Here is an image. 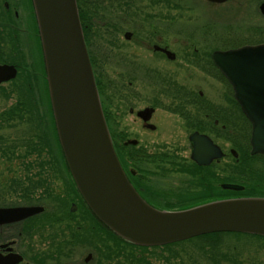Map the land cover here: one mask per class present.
<instances>
[{
  "label": "rangeland",
  "instance_id": "rangeland-1",
  "mask_svg": "<svg viewBox=\"0 0 264 264\" xmlns=\"http://www.w3.org/2000/svg\"><path fill=\"white\" fill-rule=\"evenodd\" d=\"M140 1V12L132 9V12H136L134 23L128 22L129 10L125 9L122 14V19L127 20L128 24L123 30L133 29L135 32V37L131 41L124 40L123 33L117 30V15L120 14L117 5L114 8L105 7L99 12L100 26L92 32L93 39L89 40L90 55L96 62L95 73L100 81L106 77L103 67L110 78L114 81L120 79L124 82L121 84L125 86L122 95L119 97L117 94V98L110 100L107 105L106 109L109 113L115 115L108 119L106 117L107 123L116 143L117 140L118 143L121 142L120 133H122L127 140L137 139L140 147L148 151H157L156 149L163 147L165 151L190 161L191 144L188 135L194 128L187 121L185 124L182 114L186 113L185 115L191 118L199 117L201 121L197 122H203L204 113L194 105L195 102L198 103V99L195 98L199 91L202 92L201 104L205 105V109L216 108L239 119L244 117L232 96L231 86L218 73H207L206 71L211 72V69L207 68L211 63L203 61L200 55L197 57L194 49L206 56L214 49L226 50L246 43L264 42V16L259 10V4L263 0H231L222 5H208V7L204 6L205 0ZM10 4L16 5V1L10 0ZM11 9L19 13L16 23L12 24H15L19 31H23L21 29L26 26L21 20L23 12L15 6ZM3 29L4 27L0 26V62L7 61L15 65L18 72L14 78L0 83V114L19 101L36 100L41 104L39 94L35 92L33 95L32 89L25 86L27 73L25 67L32 60L27 54L28 50L26 52V44L25 52L23 50L20 53L21 45L17 43L13 47L10 42L14 39L12 35L15 33L11 34L8 29L5 31ZM157 36L162 37L161 42L157 40ZM176 39L179 41L175 42ZM147 41L151 42L147 44ZM165 42L169 43V49L175 52V59L152 51L154 43L162 45ZM100 62L104 64L101 65ZM204 67L207 70L203 69ZM129 80H133L131 86L128 85ZM107 81H110L108 77ZM116 103L117 107H115ZM145 107H154L152 118L148 122L150 124L154 122L153 131L147 127L143 128L140 119L136 117V112L142 111ZM174 109L176 110L173 111ZM234 109L235 111L232 112ZM242 122L247 130V122L244 120ZM32 127L30 122L25 124L15 120L13 125L0 124V135L6 138L4 144L1 137L0 144L8 146L20 142L24 137L25 139L31 137L35 132ZM247 132V137L238 140V144L229 142L225 136L220 135V132L218 134L209 132L213 141L226 153L219 163H213L207 168L201 167L206 168L201 169V172L204 171L211 182H216L215 179L219 177L224 178L226 172L230 173L234 157L250 156V132L249 130ZM23 149V144H20L15 153H20ZM250 158L253 167L264 168V158L258 156H250ZM33 160L34 157L31 156L29 161ZM33 162L35 163V160ZM26 175L27 172L22 168L19 158L8 160L0 155V205L24 204L33 201L34 197L50 204L49 198L46 197L48 194L44 192L46 188L43 186L40 187V192L39 190L35 192L34 187H28V191L18 188L16 182L25 181ZM45 175L48 177V191L51 192L48 193L55 194L54 189L62 183L61 177L49 168ZM171 178L178 179L177 174L175 176L171 174ZM173 198L168 196L165 200L172 201ZM103 232L104 239L101 246L89 244V248L95 251L97 256L95 261L100 259L101 264H116L117 259L113 261L101 259L102 255H112L110 249H117L115 241L117 239L104 230ZM198 244L205 245L201 241L194 240L173 246L172 250L183 257L176 256L169 260L174 264H214L216 260L219 264H231L222 260L223 255H227L226 257L236 259L232 264H264V238L261 237L226 233L219 238L215 248H206ZM212 249L217 250L212 251ZM81 250L78 249L77 252L80 254ZM160 251V248H147L141 252L145 254L146 262L142 261L138 264H167V260L159 254L168 257L169 252ZM119 261L121 264H126L124 260Z\"/></svg>",
  "mask_w": 264,
  "mask_h": 264
},
{
  "label": "water",
  "instance_id": "water-1",
  "mask_svg": "<svg viewBox=\"0 0 264 264\" xmlns=\"http://www.w3.org/2000/svg\"><path fill=\"white\" fill-rule=\"evenodd\" d=\"M222 2L225 0H212ZM55 128L71 177L91 212L120 238L162 245L214 231L264 236V197H229L180 210L157 209L133 187L113 147L101 108L76 0H32ZM264 14V2L260 4ZM250 120L251 153H264V43L212 53ZM15 75L0 64V82ZM193 158L208 163L222 152L194 132ZM240 190L242 186L223 183ZM41 206L0 207V223L20 220Z\"/></svg>",
  "mask_w": 264,
  "mask_h": 264
},
{
  "label": "flooded vegetation",
  "instance_id": "flooded-vegetation-1",
  "mask_svg": "<svg viewBox=\"0 0 264 264\" xmlns=\"http://www.w3.org/2000/svg\"><path fill=\"white\" fill-rule=\"evenodd\" d=\"M15 1L16 5L14 6L16 9H20L23 12L21 20L26 26L21 29L23 31L16 29V25L12 23H16L19 13L11 9L14 6H11L10 0H2L3 7L6 10L5 14L9 18V22H6V25L10 32L12 31L15 33L13 37L14 40H16V45L17 43L21 45L20 50H24L25 52L26 44V52L28 50L27 54L29 57H32L33 63L35 62L36 65H34L35 68H33V71L36 72L37 68H41V48L35 25L36 22L33 16L34 13L29 0ZM138 1L139 0H136L135 3L134 0H117V2L108 0L103 5L104 7L117 5L118 12H120V14L117 15V27L119 33H123V39L126 41H131L132 38L135 37V32L133 29L122 30L128 25L126 22L127 20L125 21L122 19V14L124 10L128 8L125 7L128 3L134 5L133 7L130 6V8L137 10L136 5ZM207 3L209 5L213 4L211 1H207ZM207 3H205L206 7H208ZM130 15L131 16L127 17V19H129L128 22L133 21L134 23L136 12L130 11ZM161 38V36H157V40L160 42ZM90 39V32L87 31L85 40L88 51ZM151 41H147V44ZM178 41L179 39L175 40V42ZM169 47L170 44L167 42L162 43V45L154 43L152 45V51L166 56L170 54L173 56V59H175L176 54L174 51H171ZM194 50V52L197 53V57L200 55L203 61L209 63L208 57H210V55L203 56L199 54V50L196 48ZM168 51L170 53H168ZM92 62L96 70L95 60L92 59ZM100 64L103 65L104 63L100 62ZM207 68L211 69V72L206 71L209 74L218 72L211 66H207ZM203 69H205V67ZM102 70L106 77L103 81H100V78H98L99 82L97 83L104 115L105 117H115V115H111L106 108L110 100H115L117 98V94L119 97L122 95L125 86L121 83L124 82L117 79L119 83V91L117 92V81L109 77L106 69L102 67ZM107 77L110 81H107ZM41 79L42 77L38 79V82H41ZM132 84L133 80H129L128 85L131 86ZM201 98L202 92L199 91L198 97L195 98L198 99V103L195 102L194 105L200 110L203 107ZM115 107H117V103ZM129 110L132 112V108ZM175 110L176 109L173 111ZM153 112L154 107H145L142 111L136 112V117L140 119L143 128L147 127L152 131L155 129V124L154 122L151 124L148 122H150ZM204 115L207 116L208 113L206 112ZM182 116L186 124V115L182 114ZM233 117L237 116L229 113L222 114V118L233 119ZM211 123L216 127L218 119L211 120ZM210 127L211 124L206 122L203 130L193 129L189 133L188 138L195 131L206 133L211 137V135H209L210 131L205 130ZM213 133L215 132L213 131ZM120 136L121 142L118 143L117 140V154L125 173L140 195L157 208H164L161 202L168 198V196L174 197L172 201L192 199L195 195L199 197L201 191L200 183L204 177L202 173L206 174L204 171L201 173V169H206L213 163L216 164L220 161L213 160L206 168H201L202 165L198 166L192 159L191 153L189 155L190 161H188L165 151L163 147L156 149L157 151H148L140 147L137 139L132 138L127 140L122 133H120ZM225 156L226 153L223 154L222 158ZM152 157L162 162L155 163L146 161L148 158ZM171 174L174 176L177 174L178 179L172 180ZM206 177L210 180L207 174ZM208 180L207 182L204 181V189H206L205 187L209 184ZM49 201L50 204L41 203L44 206V210L41 213L28 216L22 220L7 222L0 225V264H91L95 261L97 256H95V251L89 248V244L101 246L104 239V232L95 221L92 220L88 210L73 188L69 184L63 182L60 187L56 188V194L52 195ZM67 202L69 205H67ZM30 204L32 205L35 203ZM182 206L185 207V205H178L174 208H182ZM78 249H82L84 252L81 250L79 254L77 252ZM93 264H98V260Z\"/></svg>",
  "mask_w": 264,
  "mask_h": 264
},
{
  "label": "trees",
  "instance_id": "trees-1",
  "mask_svg": "<svg viewBox=\"0 0 264 264\" xmlns=\"http://www.w3.org/2000/svg\"><path fill=\"white\" fill-rule=\"evenodd\" d=\"M108 0H77V5L79 9V16L83 28L84 35L88 32H90V37L93 39V34L94 30L100 26L99 24V19L100 15L99 12L101 10H104V3ZM116 1L117 0H113ZM136 3V0H134ZM140 3L141 1L139 0L137 2V11L140 12ZM113 5L109 8H114ZM130 6H134L133 4H127L125 7H128L127 10L132 12V8ZM5 9L2 5L0 4V26L1 28L4 27L3 31L5 29H8V26L6 25V22H9V18L5 14ZM134 14V13H133ZM129 16L130 12H129ZM148 18L150 15L147 16ZM118 30V27H117ZM123 30V29H122ZM9 31V29H8ZM11 34L13 32L11 31ZM13 39V35H12ZM12 43L13 47L16 45L15 40H10ZM15 42V43H14ZM212 66V63L210 64ZM42 68L38 69L37 71H32V72H27L26 77H25V86L26 88L29 87L33 91V95H35V92L39 94V102L42 104H39L36 102V100H31L26 102V100L19 101L16 105L12 106L10 109H7L6 111L2 112L0 114V124L7 123L13 125V121H18L20 123H27L30 122L33 127L34 134L31 137H28L23 140H21L18 143H14L8 146H3L0 144V155L5 157L6 159L10 160L12 158H19L22 163V168L27 172V175L25 177V181H18L16 182L17 186L19 189H26L28 191V187H34L35 192L39 190L40 192V187L43 186L46 188L44 192L48 195H50V191H48V184H47V178L45 175V172L47 171V168H49L52 172L55 171L59 174L61 179H66V176L64 175V161L62 158V154L60 151L59 143L55 134V129L53 126V120H52V113H51V108L47 99V102H45L44 98V93H43V87L42 85L44 84V70H43V65L41 63ZM43 77V84H42V79L41 82H38V79ZM96 81H98V78L96 77ZM119 85L117 81V86ZM119 91L117 87V92ZM47 94V93H46ZM47 97V95H46ZM198 97V96H197ZM237 104V103H236ZM238 106V104H237ZM216 109V108H215ZM214 108L212 109H205V105L203 104V107L201 108V111L205 114L206 112L208 113L207 116L208 118H205L202 120L203 122L198 123L197 121H201L199 117L197 118H191L186 115L185 119L187 120V123L193 128L198 129V130H203L204 129V124L208 122L211 124V127L208 129H205L207 131H210L215 134H218L219 132L221 133L220 135L226 136L228 140H232L233 142L237 143L238 140H243L244 138L247 137V130L249 127L244 125L242 120L247 122V120L244 117H241V119L237 117L231 118H222V111L219 109L215 110ZM235 109L232 111L234 112ZM186 114V113H184ZM108 119V117H107ZM218 119V124L215 127L214 124L211 123V120ZM248 123V122H247ZM221 124V126H220ZM222 135V136H223ZM2 143H6L4 141L5 136L0 135V138ZM23 144L24 149L20 153H15L16 148L20 145ZM238 144V143H237ZM250 155V154H249ZM33 156L35 163L33 161H29L30 157ZM252 156V155H250ZM250 156H246L242 158L239 157L238 159L234 160V163L231 165V171L230 173L226 172L224 175V178H216V182H211V180H208L206 177V174L202 173L203 177L202 181L200 183L201 186V191H200V196H194L192 199H183V200H178V201H168L164 200L161 203L166 206V207H172L176 205H186V204H191V203H196V202H202L206 201L212 198H219V197H225V196H230V195H235V194H241V195H262L264 196V168L263 167H253V163L251 162ZM258 157L264 158L263 155H254ZM262 158L260 160L262 161ZM146 161L148 162H162L160 160H157L156 158H148ZM259 162V161H258ZM36 170V172H34ZM34 176L32 177L31 175ZM48 174H50L48 172ZM209 181L208 184L204 189V181L207 182ZM15 181V180H13ZM220 181H229V182H238L244 185V189L239 192H235L232 190H226L222 189L219 186ZM203 188V189H202ZM33 190V191H34ZM52 191V189H51ZM50 192V193H48ZM40 194V193H39ZM198 197V198H197ZM102 228V227H101ZM102 230H104L102 228ZM105 233L108 235H111L114 237L116 242H117V249L115 250L114 248L110 249L112 252V255H102L101 259L103 258L104 261H113L114 259L116 260V264H121V261L119 260H124L126 264H138L141 263L142 261L146 262L144 255L141 252L145 251L147 247L144 246H138L134 245L132 243H128L125 240L121 239L120 237L114 235L112 232L107 230L105 228ZM226 233H232V232H221V231H216V232H210V233H205L201 235H197L188 239L172 242L165 244L163 246H152L151 248H160L161 253H164L162 250H166L169 252V255L167 257L159 254V256L163 257L164 259L167 260V264H174L172 261L169 260V258H175L176 256L178 257H183L181 256L177 251L172 250L173 246L179 245L182 243L198 240L201 241V243L205 245L198 244L202 247L206 246V248H215L216 245L219 242V238L222 237L223 234ZM240 234V233H237ZM255 236V235H252ZM261 237V236H257ZM264 238V237H261ZM199 249H202V247H198ZM217 250V249H212V251ZM137 252V253H136ZM136 253V254H135ZM142 255V256H139ZM190 257V255H188ZM224 259L222 260L228 261L231 264L235 263L236 259L235 258H230L226 257L227 255H223ZM203 257V256H202ZM207 257V256H206ZM98 264H101L100 259L98 260ZM214 264H219L218 260L214 262Z\"/></svg>",
  "mask_w": 264,
  "mask_h": 264
}]
</instances>
